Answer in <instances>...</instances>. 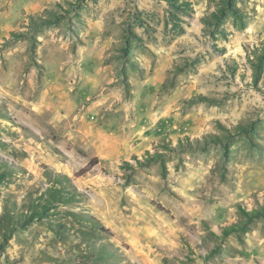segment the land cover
<instances>
[{
    "label": "rangeland",
    "instance_id": "374dc122",
    "mask_svg": "<svg viewBox=\"0 0 264 264\" xmlns=\"http://www.w3.org/2000/svg\"><path fill=\"white\" fill-rule=\"evenodd\" d=\"M239 208L264 0H0V264H264Z\"/></svg>",
    "mask_w": 264,
    "mask_h": 264
},
{
    "label": "trees",
    "instance_id": "16d2710c",
    "mask_svg": "<svg viewBox=\"0 0 264 264\" xmlns=\"http://www.w3.org/2000/svg\"><path fill=\"white\" fill-rule=\"evenodd\" d=\"M58 196H59V194H56V197H58ZM239 213L242 215V217L244 219H246L249 222H252V221H254L256 219L264 217V209H263V212H258V211H250V212H248V211H246L243 208H239ZM244 231H245L244 228H240V227L225 228L222 231V238H227L228 236H230L232 234H236V233L244 232Z\"/></svg>",
    "mask_w": 264,
    "mask_h": 264
}]
</instances>
